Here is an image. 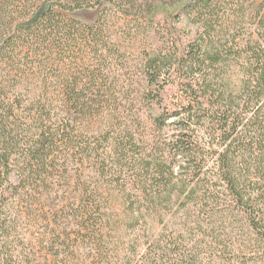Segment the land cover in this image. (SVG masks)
Here are the masks:
<instances>
[{
  "label": "trees",
  "instance_id": "1",
  "mask_svg": "<svg viewBox=\"0 0 264 264\" xmlns=\"http://www.w3.org/2000/svg\"><path fill=\"white\" fill-rule=\"evenodd\" d=\"M0 264H264V4L0 0Z\"/></svg>",
  "mask_w": 264,
  "mask_h": 264
},
{
  "label": "rangeland",
  "instance_id": "2",
  "mask_svg": "<svg viewBox=\"0 0 264 264\" xmlns=\"http://www.w3.org/2000/svg\"><path fill=\"white\" fill-rule=\"evenodd\" d=\"M256 5H261L264 4V0H254ZM71 16L85 24H92L96 21L98 17V11L97 10H83V11H78Z\"/></svg>",
  "mask_w": 264,
  "mask_h": 264
}]
</instances>
